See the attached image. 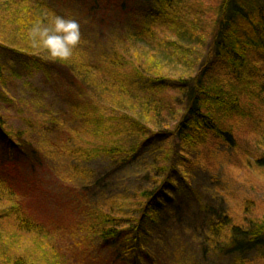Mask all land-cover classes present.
I'll list each match as a JSON object with an SVG mask.
<instances>
[{"label":"trees","instance_id":"trees-1","mask_svg":"<svg viewBox=\"0 0 264 264\" xmlns=\"http://www.w3.org/2000/svg\"><path fill=\"white\" fill-rule=\"evenodd\" d=\"M0 12L14 26L4 40L11 36L17 43L25 37L22 49L0 42L1 57L25 70L35 67L50 74L52 61L43 50L35 52L29 46L26 34L33 21L49 22L55 14L52 7L46 0H0ZM142 20L141 30L131 40L136 47L146 44L139 47L152 54L150 63L147 54L130 55L125 50L84 74L96 75L94 81L110 96L123 98L129 109L109 113L94 107L92 118L85 121L87 152L97 157L118 154L123 135L136 137L141 146L165 143L155 164L164 173L157 181L160 188L137 195L138 213L123 218L105 211L94 220L93 234L123 264H144L150 232L165 212L166 201L171 202L170 194L194 192L183 176L173 181L175 164L184 167L188 161L213 173L226 166L264 170V75H259L264 70L259 67L264 61V0H154ZM3 73L0 62V80ZM174 116H178L175 129L167 132L164 122ZM0 146L4 153L0 221L11 232L0 230V263L83 264L84 242L55 237L52 228L26 210L14 189L11 172L17 162L29 158L27 151L34 150L20 134L8 130L1 116ZM139 147L129 154L136 155ZM167 185L173 189L167 191ZM227 194L238 202L228 203L219 215L204 250L218 258H233V264H254L242 260V255L255 249L264 252V204L237 197L235 191Z\"/></svg>","mask_w":264,"mask_h":264},{"label":"rangeland","instance_id":"rangeland-1","mask_svg":"<svg viewBox=\"0 0 264 264\" xmlns=\"http://www.w3.org/2000/svg\"><path fill=\"white\" fill-rule=\"evenodd\" d=\"M46 2L55 15L75 19L80 24L82 43L71 61H52L50 74L35 67L25 70L2 58L0 53V62L4 65L0 116L8 130L20 134L34 150L27 151L29 158L17 162L10 179L26 210L52 228L55 237L64 240L77 237L84 242L83 264H123L117 253L93 234L94 220L105 211L123 218L138 213L137 195L160 188L157 181L164 173L155 164L165 143L141 146L136 137L123 135L118 154L97 157L87 152L85 121L92 118L94 107L102 106L109 113H124L129 109L124 106L123 98L110 96L109 91L94 81L96 75L84 74L87 68L102 66L125 50L130 55L147 54V62L152 61V54L140 48L146 44L141 42L136 47L131 37L141 30L144 11L154 6V0ZM8 20L0 12V42L8 48H25L24 36L17 43L11 36L4 40L14 29ZM15 31L18 34V29ZM147 50L153 53L149 46ZM261 65L264 66V61ZM259 75H264V70ZM180 112L182 109L179 115ZM177 120L178 116L168 118L164 122L165 130L174 131ZM245 140L253 146L250 136ZM135 146L140 147L133 156L129 153ZM3 155L0 146L2 165ZM175 165L177 172L173 181L183 176L194 192L170 194L171 202L166 201L161 215L163 220L160 218L150 232L144 264H233V258H218L205 252L210 228L228 208V203L238 202L236 198L230 199L228 192L235 191L237 197L264 204V170L255 166L257 170L242 172L226 166L213 173L188 161L184 167ZM165 189L169 191L173 187L167 185ZM7 226L0 221V230L9 234ZM263 254L262 250L255 249L242 255V260L258 264L264 260Z\"/></svg>","mask_w":264,"mask_h":264},{"label":"clouds","instance_id":"clouds-1","mask_svg":"<svg viewBox=\"0 0 264 264\" xmlns=\"http://www.w3.org/2000/svg\"><path fill=\"white\" fill-rule=\"evenodd\" d=\"M26 41L32 49L43 50L53 62H69L82 43L80 24L75 19L53 14L47 24L33 21Z\"/></svg>","mask_w":264,"mask_h":264}]
</instances>
